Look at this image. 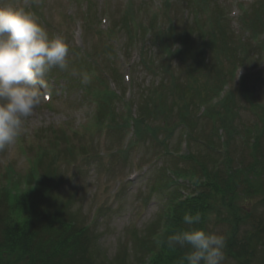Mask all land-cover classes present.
Here are the masks:
<instances>
[{
	"label": "rangeland",
	"instance_id": "374dc122",
	"mask_svg": "<svg viewBox=\"0 0 264 264\" xmlns=\"http://www.w3.org/2000/svg\"><path fill=\"white\" fill-rule=\"evenodd\" d=\"M258 5L264 9V0H0V8L33 11L49 34L65 36L70 45L68 70L53 68L44 77L51 100L47 102L46 97L27 119L25 134L0 150V189L7 186L13 195L15 188L21 191L23 182L48 187L58 207L65 204L67 213L76 217L77 227L91 224V237L97 242L93 249L100 264H112L117 259L122 262L123 258L128 264H139L150 251L141 249L143 241L151 248L152 240L155 248L159 245L155 235L166 226L163 215L172 201L170 195L187 184L185 177L184 184H179L178 176L167 173V169L181 172L191 166L178 156L182 139L188 140L186 154H195L200 161L202 156L212 155L214 163L232 154L236 168L254 162V147L261 139L264 159V81L251 85V97L234 90L235 84L229 82L233 67L245 64L249 74L264 63V36L254 38L247 28L258 14L262 15ZM202 6L206 10L197 9ZM154 20L162 31L167 32L170 25L174 29L161 35L164 46L155 44L157 40H146L144 29L140 33L139 23L150 25ZM213 30L221 39L217 38L218 49L213 52L208 46L190 59L181 48L173 53V44L179 47L185 41L197 51L196 44L209 40V36L202 37V31L210 35ZM228 52L231 58L226 60ZM201 57L210 59V65L194 80L193 71L198 69L195 62ZM84 72L90 76L87 84L81 83ZM217 72L222 75L220 81ZM221 79L229 83V91L236 96L231 133L219 121L196 115L200 105H212L207 103L213 95L211 87L221 86ZM172 82L174 86L167 91ZM155 86V92L167 91L169 95L157 114H149L137 123V133L133 132L127 118L143 116L140 110L152 102L148 96ZM191 87L193 94L201 96L189 101V94L183 93ZM127 89L132 91L129 106L122 102ZM111 91L121 99H114ZM153 96L156 100L155 93ZM151 104L153 108L155 103ZM187 104L189 117L196 121L194 141L179 125L180 112ZM109 113L111 122L107 124ZM101 115L105 118L100 122ZM167 118L168 125L164 121ZM218 127L224 128L225 148L218 134L213 144L207 145L212 130ZM253 138L257 142L254 146ZM214 163H208L210 169ZM240 191L243 193L242 188ZM211 206L210 232L228 238L234 227L233 210L240 218L239 238L264 225L263 188L239 195L231 206L220 200ZM2 208L6 226L12 216ZM26 215L14 219L18 222ZM226 253L225 249L223 264H236ZM263 260L264 239L253 262L263 264Z\"/></svg>",
	"mask_w": 264,
	"mask_h": 264
},
{
	"label": "trees",
	"instance_id": "16d2710c",
	"mask_svg": "<svg viewBox=\"0 0 264 264\" xmlns=\"http://www.w3.org/2000/svg\"><path fill=\"white\" fill-rule=\"evenodd\" d=\"M168 2L167 4H169ZM257 7L262 10V15L261 13L258 14L256 19H254L255 21L249 24L247 20L243 21L246 25L248 24L247 28L255 35L254 38L261 35L258 34L259 29H264V22L262 21L264 15L263 5H258ZM197 9L206 10L204 6ZM205 12L206 11L203 13ZM123 19L125 20V18ZM155 20L150 25L141 26L140 33L143 32L144 29V35L147 33L151 34L150 41L151 39L154 41L157 40L159 43L155 42V44L164 46L161 35L163 36L164 33H168L170 30L172 31L173 27L170 25V29H167V32L162 30L159 31L155 25ZM257 20L259 23H257ZM220 23L221 22L218 21V25ZM156 30L158 32L155 35L154 32ZM153 36L156 38L154 39ZM207 36H209V40L206 39L202 41V44H196L198 45L197 47H199L197 51L193 50L192 43L185 41L181 45V52L183 51L190 59L194 54L200 53L201 50L208 46L212 49V52L216 47L218 49L217 40L220 39V37L217 36L218 39L216 38L214 30L210 35L202 31V37L204 38ZM183 41L184 39H182V42ZM206 42L207 44H204ZM261 42L263 45L264 40ZM176 52L178 51H174L173 53ZM230 58V52H228L226 60ZM209 60L201 57L200 61L195 62L196 64L198 63V69L193 71L194 80L206 73V67L210 65ZM235 67L231 69L229 82H231L232 77H234ZM215 75L218 81H220L222 77L221 73L217 72ZM263 76L264 69L259 73L248 74L243 77L237 90L243 96L249 95V97H251V92L254 89L251 85L263 82ZM213 80L215 79L213 78ZM228 84V82H223V79H221V86L211 87L210 91L213 95L209 97L207 103H212ZM173 86L174 82L170 83V88H168L167 91ZM193 89L194 88L191 87L188 91L183 93L184 95L189 94L187 95L189 96V101L198 95V92L195 94L191 92ZM155 90L151 93V96H148L149 100L155 103V105L151 108V102L149 103L150 105L146 103L145 106H142L140 110L143 115L140 117L142 120L148 118L149 114L156 115L163 101L167 98V95H169L166 94L167 91L159 93L155 92ZM208 92L209 91H207L206 94ZM153 93L157 96L156 100H153ZM198 96H201V93ZM112 97L116 100L118 99L115 94ZM235 98L236 96L234 93L230 92L222 102L217 105H211L206 109L205 118L211 121L214 119L219 121L224 127L226 126L231 133L233 130L230 128V123L234 116L233 107L236 106ZM180 100L183 101L184 97L181 96ZM202 105L206 106L205 104ZM100 109H102L104 113L106 112L104 106L101 105ZM190 113L191 109H189V105L187 104L185 109L180 112L179 125L187 128V136H191V139L194 141L196 138L194 129L196 121L195 118L192 119L189 117ZM103 117L104 116L101 115L99 121ZM142 120L139 121L138 124L143 122ZM164 121L166 124L168 118ZM170 124L169 126H171ZM219 129L224 128L218 127L215 131H213V129L211 135L208 137V142L203 140L207 142L208 146L213 144V138L217 136ZM143 134L144 133H142V135ZM260 141L261 139L257 141L258 144L256 148L254 147V149H256L252 154L254 162L247 165V167L243 163L236 168L234 166V155L232 154H228V157L226 156L225 160H222V162L214 163L215 158L212 155L202 156V160L200 161L195 154L187 153V155L183 156L181 159L185 163L189 162L191 164L188 169L181 172L174 169H167V173L174 176L193 179V190L184 199L178 190L170 195L172 201L166 207L163 215L166 226L162 228V233L159 236H155L157 237L155 240H157L159 245L155 248L156 243L152 240L153 245L151 248L149 243L146 244V242L143 241L141 249L150 251L146 253L139 264H179L181 257L188 249L168 248L166 243L168 236L174 234L176 231L192 227L205 228L209 231V213L212 208V202L220 200L222 203H227L228 206H231L239 195H244V193L250 194L251 192L257 193L258 189L261 191L262 188L264 189V159L262 157L263 152L260 149ZM210 162L214 163L211 169L209 168L210 164H208ZM256 183H258V185H255ZM240 188H242L243 193L240 191ZM15 189L16 192L13 195L10 194L9 187H3L0 191V206L3 207V212L6 211L5 213H7V215L12 216L8 218V223L5 226L4 220L2 219L4 214L0 212V264H100V260L98 261L97 254L93 249L97 242L95 243V240L91 237L90 227L86 225L77 227L76 217L67 213L68 209L64 206L65 204L58 207L56 200L52 199L53 197L50 195V189L48 187H42L39 186V184L27 182L24 188H20L21 191H19L18 188ZM178 199H180V201H178ZM197 212H199L202 217L200 223L195 225H187L184 223L183 216L185 213L194 215ZM23 213H27L28 215L24 216V219L16 222L14 218H17ZM232 217L234 218V227L232 233L227 238L226 254L228 257L235 260L236 264H254L253 260L256 258V251L262 239H264V225L257 227V229H260L239 238L238 225L240 218L236 215L235 210L232 211ZM118 260L119 259L112 261V264H128L124 258L122 262H118ZM262 263L264 264V260Z\"/></svg>",
	"mask_w": 264,
	"mask_h": 264
},
{
	"label": "clouds",
	"instance_id": "9594fccd",
	"mask_svg": "<svg viewBox=\"0 0 264 264\" xmlns=\"http://www.w3.org/2000/svg\"><path fill=\"white\" fill-rule=\"evenodd\" d=\"M70 45L63 35H51L33 11L0 8V150L27 131L26 121L47 96L44 77L53 68L66 71ZM90 82L81 73V83ZM199 212L185 213L183 221L195 225ZM170 249H188L179 264H223L227 237L205 228H189L168 236Z\"/></svg>",
	"mask_w": 264,
	"mask_h": 264
}]
</instances>
